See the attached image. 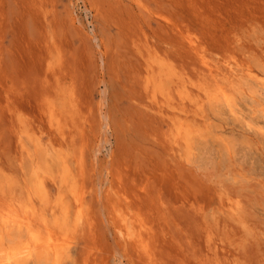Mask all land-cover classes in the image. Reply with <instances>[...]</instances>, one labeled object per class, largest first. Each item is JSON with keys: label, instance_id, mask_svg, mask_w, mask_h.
Wrapping results in <instances>:
<instances>
[{"label": "rangeland", "instance_id": "rangeland-1", "mask_svg": "<svg viewBox=\"0 0 264 264\" xmlns=\"http://www.w3.org/2000/svg\"><path fill=\"white\" fill-rule=\"evenodd\" d=\"M0 202L60 264H264V0H0Z\"/></svg>", "mask_w": 264, "mask_h": 264}, {"label": "bare ground", "instance_id": "bare-ground-1", "mask_svg": "<svg viewBox=\"0 0 264 264\" xmlns=\"http://www.w3.org/2000/svg\"><path fill=\"white\" fill-rule=\"evenodd\" d=\"M215 92H216L215 94H210V96L212 98H215V99L224 98L228 101L230 100V96L228 95L227 91L224 88H221L218 90L216 89ZM173 107H175V106H173ZM173 107L170 109L174 110L175 108H173ZM179 110H181V109L179 108ZM176 111H177V109H176ZM182 111H183V109H182ZM177 113H178V111H177ZM184 116L188 117V115H184ZM175 117H177V115H175ZM181 118H183V117H181ZM170 120H171V122L173 121L172 118ZM187 125H189L188 121L181 120L177 124V129H176L177 130L176 133L179 136L178 139H180V137H181L184 139V142L186 141V143H188V140H187L188 136L187 135L190 132ZM192 127H194V126H192ZM172 133H174V138H175L176 137L175 131L173 132V130H172ZM174 141H176V140H174ZM192 142H193V140H192ZM192 142H191V144H192ZM180 143L181 142H179V144ZM186 150H187V148H186ZM41 185H43V182H41ZM34 187H33V189H34ZM36 190H37V193L39 191H41V190L38 191V189H36ZM36 190H35V192H36ZM45 191H46V189H45ZM71 191L76 192V185L71 186ZM45 197H46V195H45ZM45 197H40V198L46 199ZM74 197H75V201H76L75 206H72V204L66 199V197L62 196V195H58L57 199L55 200L56 202L53 205H51V209H52V214H51L52 215V222L51 223L53 226H55L58 230H60L62 232L61 235L64 237L68 233V228H69L68 226L70 225V223L73 220L75 222H77L81 219V217L84 216L83 210H82L83 209V207H82L83 203H82V200L80 198V197H82V193H80L79 195L75 193ZM9 200H10V198H9ZM20 202L22 203V201H20ZM28 205L31 207H29V208L26 207L27 209L25 208L23 210H22V208H20L18 205L14 204V203H10V204L5 203L3 205H0V264H30L29 261L31 259L33 260L36 256H38L39 261L43 260V263L60 264V260L62 257V251L64 250V246H65L64 245L65 242H63V241L65 239L62 241L61 238L59 239L56 235H53V233H52L53 229L49 231L48 236H45L44 233L40 229L36 228L34 226V221H35L36 217H38L37 216L38 211L36 210L33 203L32 204L30 203ZM24 207H25V205H24ZM73 216H74V219H73ZM123 219H125V218H123ZM37 221H39V220H37ZM43 221H44V224L46 225V228L49 229L50 228V222L48 221V219L45 217ZM14 231H17L16 234L18 232L20 233V231H24V233H27V234L24 236L22 235L24 233L16 235L14 233ZM13 234H15L13 236V239H10V238H12ZM143 234H145V233H143ZM150 234L151 233H149V235ZM134 237H136V236H134ZM136 238H138V237H136ZM8 239H10V240H8ZM144 239H142V240H144ZM67 242L68 241H66V243ZM144 244H145V242H144ZM138 245H139V243H138ZM141 247H143V246H141ZM140 250H142V249H140ZM64 251L66 252V250H64Z\"/></svg>", "mask_w": 264, "mask_h": 264}]
</instances>
